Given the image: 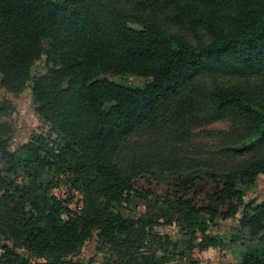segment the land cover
I'll use <instances>...</instances> for the list:
<instances>
[{
  "label": "trees",
  "instance_id": "trees-1",
  "mask_svg": "<svg viewBox=\"0 0 264 264\" xmlns=\"http://www.w3.org/2000/svg\"><path fill=\"white\" fill-rule=\"evenodd\" d=\"M204 75L239 81L193 85ZM0 77L14 97L30 89L48 130L10 151L0 123V264H73L93 237L107 254L99 264H170L224 249L208 231L237 216L247 241L261 240L264 200L243 197L264 175V0H0ZM222 120L239 136L219 151L259 154L220 171L179 170L172 158L169 170L124 172L111 160L136 130L168 126L182 141ZM139 178L151 188L138 190ZM61 185L81 196L79 212L54 194ZM134 199L144 212L125 216ZM170 225L181 238L156 231ZM228 264H264V249L248 244Z\"/></svg>",
  "mask_w": 264,
  "mask_h": 264
},
{
  "label": "rangeland",
  "instance_id": "rangeland-1",
  "mask_svg": "<svg viewBox=\"0 0 264 264\" xmlns=\"http://www.w3.org/2000/svg\"><path fill=\"white\" fill-rule=\"evenodd\" d=\"M62 1V0H57ZM48 49V43H43L44 52ZM46 55L43 54L40 60L34 63L31 68L32 76H39L46 72L45 69ZM1 78V77H0ZM115 83L121 80L129 84L143 88L146 81L142 78L120 77L110 78ZM239 79L223 78L211 75H204L195 78L192 83L195 86L205 89L211 88L213 84H222L228 82H238ZM5 102V105L2 104ZM0 104L3 105L4 111L0 113V123H5L10 127L8 138L10 140V151L26 144L33 134H47V127L38 118L35 113V106L32 102L31 92L28 88L18 97H14L0 87ZM232 123L222 120L216 121L201 127L194 128L189 137L182 141L180 137L168 126L158 127L154 130L139 129L128 135L119 143L114 144L110 150L112 162L117 168L124 172H132L139 167H155L161 170L173 168L175 159L176 169L186 170L191 168L208 169V170H228L234 166L254 158L259 151L235 154L230 151H219L224 146H231L236 143L239 134L233 133ZM54 139L55 137L52 136ZM262 151H264L262 149ZM3 168V162L0 161V170ZM137 189L151 188L146 185L145 179L139 178ZM154 184L153 181H150ZM200 183H198L199 185ZM164 185L158 188L157 194L163 195ZM54 194L59 198H71L69 208L73 212H79L82 207L81 196L70 191L66 185H61L54 190ZM245 202L254 200L259 204L264 200V175L256 178L255 185L245 193L243 197ZM144 212V203L139 199H134L129 205H124L122 213L125 216L138 217ZM237 216L220 222L216 227L211 228L208 233L211 236L219 235L226 243L224 249H207L198 250L195 248L187 254L185 258H173L170 264H188L189 261L195 260L199 264H228L235 263L240 259V252L244 246L260 245L264 249V234L259 242L250 244L246 230L239 228ZM156 231L161 235H167L176 240L181 238L178 227L174 225L160 226ZM238 238V240H236ZM242 243H245L242 245ZM25 255L24 251H19ZM107 254L105 251L99 252L97 239L93 237L81 249L80 253L72 258L73 264H99ZM39 260H34L31 264H37Z\"/></svg>",
  "mask_w": 264,
  "mask_h": 264
}]
</instances>
